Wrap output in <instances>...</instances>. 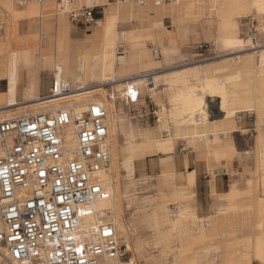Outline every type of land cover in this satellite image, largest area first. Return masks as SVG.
<instances>
[{
  "label": "bare ground",
  "instance_id": "bare-ground-1",
  "mask_svg": "<svg viewBox=\"0 0 264 264\" xmlns=\"http://www.w3.org/2000/svg\"><path fill=\"white\" fill-rule=\"evenodd\" d=\"M50 1L51 6H55L59 16L62 17V22H66V13L71 8L80 4L86 7L102 4V0H75L72 4L66 1ZM153 1L154 9H151L150 0H146L143 6L125 2L113 4L106 12L104 23L96 24L98 28L96 34L88 39L89 42L82 41L80 47H75L67 39V33L61 32L60 38H55L57 43L55 58L52 57L53 40L50 41L49 52L42 51L40 55L38 34H28L21 38L15 35L13 38V71L16 68L29 69L31 70L30 76H32L33 72L39 68L45 70L53 66L60 73L57 80L67 82L71 92L59 99L37 96L33 100L18 104L0 105V111L4 116L16 118L50 114L59 109H71L76 113H81L92 103L106 109L110 161L108 169L99 176L102 187L108 191V197L105 201H96L91 205L94 214L85 219L84 223H111L117 238L125 244L126 251L131 250V243L127 238V228L123 220L119 187V138H122L125 144L131 145L140 136V132L135 125L122 116L121 109L116 106V94H120L123 97L121 99L124 100L127 90L132 87L133 92L136 91L138 95L143 94L144 96L148 94L159 106L161 100L156 91L158 85L162 84L163 90L166 91L167 102L169 88L172 92L169 98L170 108L168 112H165L164 108H159L157 120L159 129L167 135L164 139L153 143L152 146L165 154L172 151L171 141H168V132L171 134L172 131L175 137L181 140H191L195 147L208 148L215 142L218 135H226L236 130V119L239 118L240 113L254 112L258 118L264 114V44L260 46L256 38L252 42L248 37L240 39L236 32H230L234 19L249 17L257 23L256 31L264 34V0L173 1L172 7L178 13L181 6H184V16L180 23H193L208 15H214L219 21L220 32L222 34L230 32L227 36L221 35L222 46L227 50L241 51L234 53L230 59L222 58L220 63L214 65L176 72L170 80H168V74L156 75V72H149L153 73V84L149 87L145 85L138 65L131 60L138 47L152 39L148 29L143 26L141 30L125 32L117 31L116 26L124 25L135 18L144 21L151 10L157 13L163 11L165 7L159 5L158 0ZM29 3L31 2L25 5ZM49 21L48 17H43L42 25L46 26ZM26 44L29 46L26 47ZM119 48H122L121 53ZM31 49L35 51L30 52ZM247 51L250 53H243ZM242 54L246 56L241 57ZM115 66L121 67L118 76L115 75ZM95 70L98 71V79L107 74L109 81L80 86L82 74L93 73ZM203 76L204 79H202ZM190 79H194L196 84L188 86ZM105 86H110L112 92L108 93ZM138 102L139 96L133 106ZM198 117L200 120H197ZM142 134L145 135L144 132ZM260 152L264 158V137L261 140ZM261 185L264 194V178L261 180ZM237 196L238 191L233 189L227 196V200L235 201ZM229 210V218L224 220L232 231L226 241L216 246V249L243 247L245 253L240 256L236 254L237 252L232 253L230 259L223 264H251V260L257 264H264V221L258 222L261 217H264V197L259 200L255 210L251 206L241 208L234 205H231ZM151 215L156 228L164 222L168 223V213L165 209H154ZM161 219L164 221L161 222ZM184 219H191L192 222L201 221L193 212L183 210L179 219L172 223L173 226L180 225ZM219 222L216 217L209 219L206 228L201 227L202 229L196 232L195 242L200 243L208 238H219L218 231L221 224ZM237 232L246 233L248 236L239 239L236 237ZM190 235V230L180 233L182 239H187ZM0 257L5 264H8L5 249L1 246ZM104 264H135V262L133 258H129L127 263H122L118 259Z\"/></svg>",
  "mask_w": 264,
  "mask_h": 264
},
{
  "label": "built area",
  "instance_id": "built-area-1",
  "mask_svg": "<svg viewBox=\"0 0 264 264\" xmlns=\"http://www.w3.org/2000/svg\"><path fill=\"white\" fill-rule=\"evenodd\" d=\"M15 2L24 6L43 0ZM106 2L143 6L146 0ZM98 8H71L68 21L93 25ZM245 26L248 39L255 41L252 20ZM152 74L142 75L146 86H152ZM132 89L126 92L127 104L138 99ZM70 92L67 82L52 77L42 98H64ZM106 120V109L95 103L81 113L59 109L16 118L0 111V246L8 264H104L125 256L111 223H84L94 214L91 205L108 197L99 176L110 161Z\"/></svg>",
  "mask_w": 264,
  "mask_h": 264
},
{
  "label": "rangeland",
  "instance_id": "rangeland-1",
  "mask_svg": "<svg viewBox=\"0 0 264 264\" xmlns=\"http://www.w3.org/2000/svg\"><path fill=\"white\" fill-rule=\"evenodd\" d=\"M11 2L15 5V0H11ZM171 2L165 1L164 3L170 4ZM82 6L85 5L80 4L75 8ZM103 9L104 7L96 9V20L102 17ZM66 20L68 21L67 14ZM249 20L251 19L242 18L239 20L243 38L248 34L245 24ZM252 22L256 29L257 23ZM93 25L85 27L78 25V29L81 31L77 36H73L71 32V37L78 38L89 34ZM163 25L168 31L173 30L169 19H163ZM195 25L200 33L207 28L204 19L196 22ZM133 27V24L120 25L118 30L122 31ZM211 29L213 32L214 24ZM256 39L258 44L263 46L264 35L257 31ZM197 40L188 41L184 46H181L179 53L172 55L167 62L159 57L162 68L160 71L166 73L172 69L220 59L227 54L220 50L212 39L203 38L202 42ZM200 44H205L206 48L197 49ZM150 50L155 57L158 56L156 47L150 46ZM199 52H202L203 56H200ZM243 53H250V51ZM115 67L118 68V66ZM105 89L108 93L112 92L110 86H105ZM163 89L162 84H159L157 94L161 104L157 105L158 107L149 101L152 98L148 94L145 96L140 94L139 102L135 106L127 104L121 99L123 97L120 94H116V106L121 109L122 116L135 125L140 132V136L131 145L125 144L124 140L119 138V187L123 220L127 228V238L131 243V250L126 251L125 244L121 243L119 239L125 250V256L120 260L122 263H127L129 258H133L135 264H223L230 259L232 253L237 252L236 254L240 256L245 251L243 247L216 249V246L226 241L232 231L224 220L229 218L230 205L226 206L225 198L220 197V194L226 192L230 186L231 189L243 190L247 188L248 180H251L255 182V190L250 193V196L243 199L244 204L240 207L243 208L263 196L259 180L264 177V170L258 167L255 157L254 117L243 116L241 118V126L246 129V132L242 135L237 134L232 139L235 157L230 167L223 161H212L213 154L207 156L206 160L196 158L191 151H201L205 148L195 147L191 140H188L191 141L190 144L186 143L187 140H179L180 142L175 144V150L168 152L170 154H165L152 147L153 143L164 139L167 135L159 129L157 122L159 108H164L165 112H168V108H170L165 96L166 91ZM18 99L20 100V97ZM197 120H200V117ZM143 132L145 135L142 134ZM143 136L145 137L142 138ZM168 161L174 163L177 177L175 172L168 168ZM184 161L187 162V166L184 165ZM188 171H195V185L185 192V188L181 184ZM216 179L223 182L222 192L215 190L214 181ZM189 183L190 181H188V185ZM157 208L165 209L168 213V223L164 222L158 228L154 226L151 217V212ZM183 210L193 212L201 221L192 222L191 219H184L180 225L173 226L172 223L179 219ZM212 217H216L220 221L219 224L221 223L218 231L220 237L208 238L200 243L195 242L196 232L203 227L206 228L207 221ZM186 230H190L191 235L187 239H182L180 233ZM239 234L236 233L238 235L236 237L239 239L248 236L246 233ZM0 264H5L1 257ZM251 264L257 263L251 260Z\"/></svg>",
  "mask_w": 264,
  "mask_h": 264
},
{
  "label": "crops",
  "instance_id": "crops-1",
  "mask_svg": "<svg viewBox=\"0 0 264 264\" xmlns=\"http://www.w3.org/2000/svg\"><path fill=\"white\" fill-rule=\"evenodd\" d=\"M172 1L170 4L164 3L162 0H158L159 5L164 6L163 11H159L158 13L154 10H151L148 14L146 20L142 21V19H133L129 21L128 24H133L134 27L131 29L122 30L125 32H132L141 30L144 27L148 29L149 35L152 39L147 40L145 44H142L135 51L134 56L132 57V62L138 65L140 74H145L149 72H156V75H167L168 80L173 79V74L176 72H183L186 70H191L198 67H204L209 65H214L221 62L220 59H216L213 61L205 62V63H197L194 65L172 69L166 73L161 72V63L160 58L163 61L167 62L170 57L174 54L179 53L180 47L184 46L188 41L193 42L194 40L202 42L204 39H212L214 44L222 51L227 52L224 57L231 56L241 50L231 51L227 50L224 46H222L220 42L221 35L227 36L231 31L236 32L238 38L247 39L248 36L242 37L241 26L239 24V20L251 19L249 17H240L238 19L233 20L232 29L230 32H224L222 34L220 31L219 21L214 17V15H208L204 19V24L207 25L206 30L201 33L196 29V22L182 24L180 21L183 19L184 6L182 5L180 8V12H176L175 8L172 7ZM50 0H43L42 4H36L35 2H31L25 6H18L15 2V5L11 2V0H0V105L6 104H18L24 101L33 100L37 96L45 95L49 89L52 77L57 79L59 76V71L52 66L51 69H41L33 72V75L30 76L31 70L29 69H19L16 68L13 71L12 60H13V38L14 36L24 37L28 34L36 35L38 34L39 40V54L41 55L42 51H46L47 53L50 50V41L53 40L52 47V57H56V48L57 43L55 42V38H60L61 32L67 33V39L75 45V47L82 46V41L89 42V38L94 36L97 31V23H104V19L106 17V12L109 7L113 4L107 3L106 0H102V4L100 7H104L102 11V17L97 19L91 28V32L89 34H84L83 36H79L78 38H72L71 32L73 36H77L79 31L78 26H71V24L66 20V22H62V17L59 16L58 11L55 6H51ZM151 9L155 8V4L153 0H150ZM36 13V15H34ZM96 15V10H95ZM43 17H48L50 20L47 22L46 26L42 25ZM66 18V17H65ZM169 19L170 24L173 28L172 31H168L163 25V19ZM252 20V19H251ZM200 21V20H199ZM236 21V22H235ZM198 22V21H197ZM215 25V29L212 32V25ZM121 24L116 26V30ZM264 35V34H262ZM26 47L29 44L25 45ZM150 46L156 47L158 51V56L155 57L154 54L150 50ZM34 49H31L30 52H34ZM230 56V57H229ZM245 54H242L241 57H245ZM223 57V58H224ZM121 67L116 68L115 75H119ZM103 76V77H102ZM101 79H98V71L95 70L93 73L85 72L81 76V84H100L109 81V75H102ZM205 77L203 76L202 79ZM191 80V81H190ZM187 83L188 86L196 84L194 79H190ZM192 82V83H191ZM157 91V89H156ZM171 93L168 88V107L169 106V98ZM20 97V100L18 99ZM151 103H155L153 99H149ZM157 106V104L155 103ZM158 107V106H157ZM243 116H253L254 117V130L256 133L254 139V151L255 157L257 160L258 167L263 168L264 170V158L261 156L260 148H261V140L264 137V114L261 118H258L254 112H242L239 114V118L236 119V130L226 134V135H218L213 144H211L208 148H202L204 150L201 151H191L196 158L205 159L207 156H211L212 161H223L227 164L228 167L231 166V163L235 157V151L232 145V139L237 134H244L246 129L241 126V118ZM179 138L175 137L174 133L171 131V134L168 132V141H171L172 144V152L175 150V144L180 142ZM187 144H190L191 141H187ZM207 149V150H206ZM170 154V153H168ZM215 154V156H214ZM207 160V161H211ZM184 165L187 166V162L184 161ZM168 168L175 172V165L172 162L168 161ZM176 174V172H175ZM177 177V174H176ZM180 177H178L179 179ZM264 177H261L259 180V187L262 188L261 180ZM180 180V179H179ZM188 181H190L188 185ZM182 187H184V191L186 192L191 187L195 185V171H188L186 176H184L182 180ZM214 187L217 192H222L223 182L216 179L214 181ZM255 182L248 180L247 188L235 189L238 191V196L235 201L229 202L227 200V196L230 195L233 189L231 186L229 189L220 194V197H224L227 205L234 206H242L243 199L245 197L250 196V193L255 190ZM221 188V189H220ZM263 191V188H262ZM261 191V192H262ZM264 197V194L263 196ZM254 200L249 203L247 206H251L254 210L258 206L259 200ZM245 206V207H247ZM200 219V218H198ZM259 221H264V217H261ZM257 224H255L256 226Z\"/></svg>",
  "mask_w": 264,
  "mask_h": 264
},
{
  "label": "snow or ice",
  "instance_id": "snow-or-ice-1",
  "mask_svg": "<svg viewBox=\"0 0 264 264\" xmlns=\"http://www.w3.org/2000/svg\"><path fill=\"white\" fill-rule=\"evenodd\" d=\"M135 94H133V96H134Z\"/></svg>",
  "mask_w": 264,
  "mask_h": 264
}]
</instances>
